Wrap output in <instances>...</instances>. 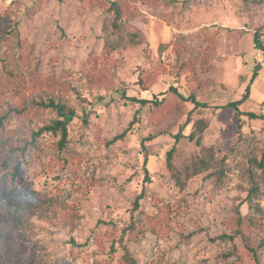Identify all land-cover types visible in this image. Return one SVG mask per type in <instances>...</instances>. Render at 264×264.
<instances>
[{
  "label": "rangeland",
  "instance_id": "rangeland-1",
  "mask_svg": "<svg viewBox=\"0 0 264 264\" xmlns=\"http://www.w3.org/2000/svg\"><path fill=\"white\" fill-rule=\"evenodd\" d=\"M256 30L264 0H0V178L21 162L29 206L14 226L0 201V264H264V119L238 130L225 106L250 85L240 108L264 117ZM123 92L168 101L137 114ZM59 94L78 114L63 150L61 132L35 134Z\"/></svg>",
  "mask_w": 264,
  "mask_h": 264
},
{
  "label": "trees",
  "instance_id": "trees-1",
  "mask_svg": "<svg viewBox=\"0 0 264 264\" xmlns=\"http://www.w3.org/2000/svg\"><path fill=\"white\" fill-rule=\"evenodd\" d=\"M110 10H114L116 11V13L118 14L117 17H119V4L118 1H113L111 6L109 7ZM121 17V16H120ZM119 17V18H120ZM115 24H120L119 20L117 18V20L114 21ZM14 33H16V35L18 36V43L19 46L23 48L24 46V39H22L20 37V35H18L17 33V29H11L9 32H5L3 34L2 37L6 36V34L13 35ZM264 35V33L259 32L258 30L255 31L254 33V42H255V46L258 48H262L264 49V43H263V39L262 36ZM134 34L131 35V39L130 41H134L133 38ZM106 51L111 52V50H113V48H115V45L113 46L111 41H106ZM88 74L95 80H92L98 84H104L106 83L107 79L104 78L103 76H101V74H96L95 72H88ZM254 78L257 77V73L254 72ZM8 77H13L15 80H17L20 76L16 73V72H9V76ZM139 83L141 85H144V81L142 78L139 79ZM61 86H63V84L60 82L58 83H54L53 87L57 90H61ZM170 90H173L176 94L177 97L180 99L179 101L181 103H179L181 106H184V104L188 101H191L195 104V107L190 111V113H192L197 107H207L208 103L206 102H201L199 101L195 94H191L188 97L184 96L183 94L179 93V91L177 90L176 87H170ZM251 94V90H250V85L247 86L246 88V92L243 94V96L235 101L229 102L227 104H225L226 107H230L233 108L238 116L237 119V125H238V130L241 129L242 127V116L246 115L251 119H256V118H262L264 119V117L262 115H258L252 111H243L240 106L242 105V103L244 101H246L249 96ZM62 95V94H61ZM61 95L59 94L58 97H51L48 102H41L42 105L47 106V107H51L53 108L56 113H57V118L53 121V123L46 125L45 127L41 128L38 132H36V135L41 134L44 131H49V132H61V139L59 140V150H63L65 148H67L68 145V140H69V124L74 120L75 117L78 116L77 112L75 111L74 108L70 107L67 105L66 102L63 101ZM123 95L125 97L126 93L123 92ZM129 100L134 101L136 103H138L140 105L139 109L137 110V114H139L142 109L148 105H150V107L152 108V110L154 111L155 109L163 106L167 101H168V97L166 96L165 93H161V95H154L152 98H144V97H136V96H132V97H127ZM7 116V115H6ZM6 116H1L0 117V128H3V124L5 121ZM181 136H183L182 132H179L178 134H176L175 136V144L169 149L168 153H167V158H168V162L171 163L172 157H173V153L176 150V144L179 142ZM190 139L192 140L193 137L190 136ZM197 142H200V139L197 140ZM264 161V160H263ZM264 167V164H262ZM22 167V163L21 162H17L14 166V171L11 173L10 177H8L9 175H7V173L2 176L0 178V201H5L7 207H8V215L11 219V221L13 222L14 226L19 225L24 218L25 212L28 209V198L24 192L23 186H20L16 183V178L20 173ZM146 180H149V175H146ZM258 189L256 187L254 193H257ZM143 193H141L140 195L137 196L136 201H135V207L136 208H140V199L142 198ZM249 208H252L254 210H259L260 208L257 205H254L252 202H250L249 204ZM250 214V213H249ZM249 214L242 218V220L240 221V226L243 225L244 221L246 219H248L249 223L253 224V219L249 217ZM143 213H141V215L138 218V221L141 220ZM138 221H133L128 227L127 230L129 231V233H133L136 229H137V222ZM142 223V222H141ZM141 226V224H140ZM228 235L223 234L220 235L219 239L221 238H227ZM230 236H228L229 238ZM124 264H138L134 258H132L130 255L127 256L126 260L124 261Z\"/></svg>",
  "mask_w": 264,
  "mask_h": 264
},
{
  "label": "crops",
  "instance_id": "crops-1",
  "mask_svg": "<svg viewBox=\"0 0 264 264\" xmlns=\"http://www.w3.org/2000/svg\"><path fill=\"white\" fill-rule=\"evenodd\" d=\"M256 82H257V80H256Z\"/></svg>",
  "mask_w": 264,
  "mask_h": 264
}]
</instances>
